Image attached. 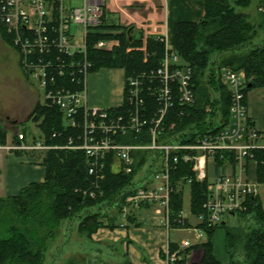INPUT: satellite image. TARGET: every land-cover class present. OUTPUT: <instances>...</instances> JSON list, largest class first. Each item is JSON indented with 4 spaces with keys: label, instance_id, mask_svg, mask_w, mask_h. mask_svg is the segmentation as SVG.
Returning <instances> with one entry per match:
<instances>
[{
    "label": "built area",
    "instance_id": "1",
    "mask_svg": "<svg viewBox=\"0 0 264 264\" xmlns=\"http://www.w3.org/2000/svg\"><path fill=\"white\" fill-rule=\"evenodd\" d=\"M104 1L78 0L77 6L73 0H0V26L10 37L21 69L42 88L43 101L39 103L57 107L63 125L77 131L64 146L46 144L41 132L37 139L30 135V141L25 133L15 132L11 134L14 144L7 148L42 153L41 158L51 149L81 150L92 178V189L84 191L90 197L96 196L109 156L114 171L130 173L135 162L133 152L154 153L153 172L127 195L122 217L142 204L150 205L156 215H161V223L167 229L190 228L183 208L173 218L176 227L171 225L169 210L170 170L180 162L190 163L193 176H181L176 185L183 190L190 187L192 180L205 182L206 197L203 211L193 215L197 220L192 228L195 241L181 239L175 252L165 253L163 264H173L183 259L181 250L206 241V232L198 224L204 222L211 227L223 223L227 215L244 213L248 200L258 195L257 184L249 178V168L251 164L256 166L254 152L264 148L263 136L247 114L244 71L222 66L219 73L229 95V123L214 134L199 135L194 143L162 139L164 121L173 102L190 106L195 98L189 65L161 36L165 46L160 63L124 78L123 102L115 106L120 108L118 112L110 111L115 107L90 106L86 95L87 76L92 68L88 39L95 33L120 32L102 27L109 25ZM118 43L114 38H97L90 46L96 51H111ZM149 96L155 105L152 110L148 108ZM144 133L146 137L140 143L118 139ZM190 255L191 250L186 253L188 258Z\"/></svg>",
    "mask_w": 264,
    "mask_h": 264
},
{
    "label": "trees",
    "instance_id": "2",
    "mask_svg": "<svg viewBox=\"0 0 264 264\" xmlns=\"http://www.w3.org/2000/svg\"><path fill=\"white\" fill-rule=\"evenodd\" d=\"M250 1L203 0L204 14L199 21H178L174 24L171 42L173 49L191 69L195 101L190 106H182L177 100L173 102L164 121L162 139L194 143L199 135L214 134L229 123V95L220 81L219 73L222 66L244 71L247 79L245 96L252 88L264 87V42L254 43L257 34L255 25L247 14L236 10L249 6ZM102 27L120 32L90 35L87 53L92 62L91 72L100 67H120L124 68L126 77L160 63L164 43L159 37H143L142 32L134 28L127 33L130 26L114 23ZM0 31L11 45L9 35L1 26ZM137 31L139 35L133 37ZM97 38H114L119 43L111 51H96L90 43ZM147 103L150 110L155 108L152 97H147ZM119 110V107L110 109L111 112ZM30 116L37 123L46 144L64 146L69 137H75L77 131L63 125L61 113L55 106L36 102ZM7 132L0 122V144L5 143ZM53 133L55 136H52ZM141 136L127 135L118 139L140 143L146 134ZM132 155L135 162L130 173L114 171L109 156L104 178L98 190H95L96 196L90 197L84 193L92 189V178L87 171L84 153L67 148L46 151L41 158L43 181L31 182L15 195L0 197V264H45L49 244L61 231L68 234L60 243L64 245L71 242L72 233L70 237L69 233L73 228L78 237L88 241L100 227L113 229L122 225L125 198L142 185L145 177L154 169V153L137 150ZM254 157L256 180L262 184L264 148L256 150ZM183 175L193 176L190 163L180 162L170 170L172 191L169 210L173 227L177 226L173 218L183 204L182 189L176 185ZM189 189V210L192 215H197L203 211L206 183L192 180ZM247 206L239 216L251 215L256 224L253 227H225V222L211 227L204 222L198 224L206 232L207 238L205 242L187 249L188 252L198 246L203 249L200 261L188 264H235L232 260L223 263L213 253L211 236L218 226L225 227V246L231 256L238 254L247 264H264V209L258 196L250 198ZM125 219L134 221L131 215H126ZM135 224L139 225L137 222ZM60 245L55 246L57 251ZM168 246L171 252L177 248L172 242ZM80 254L84 255L82 259L69 257L64 264H109L96 254ZM119 264L133 263L125 260ZM174 264H184V260Z\"/></svg>",
    "mask_w": 264,
    "mask_h": 264
},
{
    "label": "crops",
    "instance_id": "3",
    "mask_svg": "<svg viewBox=\"0 0 264 264\" xmlns=\"http://www.w3.org/2000/svg\"><path fill=\"white\" fill-rule=\"evenodd\" d=\"M106 17H112L119 26H133L142 32L143 37H164L171 42L173 27L178 21L197 22L204 14L203 0H105ZM108 21V20H107ZM109 22V21H108ZM110 24V22H109ZM125 70L120 67H100L87 76V103L97 107H115L123 102ZM247 114L252 125L261 132L264 143V87L250 89L245 96ZM5 160L4 180L1 183L3 196L17 194L31 182L44 179V166L41 160L29 163L25 157L3 156ZM25 158V159H24ZM4 165L0 162V177ZM251 168L256 166L250 165ZM256 177V174H255ZM252 180V179H251ZM252 182L257 185V180ZM258 198L260 199L259 192ZM261 201V199H260ZM262 204V201H261ZM263 207V205H262ZM264 209V208H263ZM155 220L151 225L144 223L133 226L123 224L113 229L100 227L88 241L72 233L69 248L79 253L96 254L109 264H119L125 260L133 264H163L169 243L176 246L181 239L171 238L170 228L160 222L159 215H150ZM194 218V217H193ZM196 224V219L194 218Z\"/></svg>",
    "mask_w": 264,
    "mask_h": 264
},
{
    "label": "rangeland",
    "instance_id": "4",
    "mask_svg": "<svg viewBox=\"0 0 264 264\" xmlns=\"http://www.w3.org/2000/svg\"><path fill=\"white\" fill-rule=\"evenodd\" d=\"M73 4H79L78 0H73ZM237 11L245 13L248 15L249 20L255 25L257 34L254 38V43H262L264 42V0H251L249 6L247 7H238ZM107 20L112 23L114 19L112 17H107ZM135 30V29H134ZM11 42V40H10ZM164 43V42H163ZM165 46V45H164ZM171 46L172 42H171ZM135 47V46H133ZM142 45V49H143ZM13 45L7 42L5 36H2L0 31V122L3 124L4 128L8 131L6 135L5 143L2 144L4 146H0V162L4 165V170L2 169V177H0V197L3 196V190L1 183L4 180V171H5V160L3 156H16V157H25L26 160H30L29 163L36 162L37 159L41 158V154L37 152H21L18 154L15 150H11L7 148L9 145L14 144L11 142V134L15 132H23L25 136L30 141V135H34L37 139V136L40 135V129L38 128L37 123H35L30 116V112L32 110L33 105L36 102L43 101V90L38 85V83L31 78L28 74H26L18 64V57L16 51L14 50ZM132 49V48H131ZM139 49V47H137ZM175 51V50H174ZM177 53V52H175ZM24 158V159H25ZM250 177L252 180L256 181L254 168H251ZM257 190L259 192L260 199L262 201V205L264 208V183L257 185ZM183 204L182 208L184 213L187 214V223L189 224V229H170V237L171 238H184L188 239L191 242L195 241V233L193 231V226L195 224V220L192 214H189V203H190V189L189 186H186L183 190ZM156 215L154 213L153 206H146L142 204L137 209H132L127 213V215H131L134 221L126 220L125 217H122L123 221L127 224H131L133 226H137L135 223L137 222L139 225L144 223H148L151 225L155 222L152 218H149L150 215ZM161 216V215H160ZM197 221V220H196ZM161 222V218H160ZM223 222H225V227H238V226H255V222L251 215L239 216V213L236 215H227L224 217ZM76 225V224H75ZM75 227V226H74ZM225 227L218 226L212 236H211V244L213 248V253L217 259H219L223 263H227L230 260L234 261L235 264H247L242 257L233 255L229 253L225 246ZM63 230V229H62ZM67 232V231H66ZM66 232H60L56 238L50 242L49 248L47 250V259L45 264H64V261L69 257L75 259H82L84 255L76 252L77 250L73 248H69L70 243H74L73 240L69 244L60 245L62 241L65 240ZM74 232V228L69 233ZM63 234V235H62ZM59 244V250L57 251L55 246ZM177 249L174 250V252ZM56 251V253H55ZM183 253L184 264L199 262L203 249L201 247H196L191 249V255L188 258L186 253L188 252L186 249L181 250ZM179 252V253H180ZM181 253V254H182ZM53 257V260H52ZM51 259V260H50ZM50 261L52 263H50ZM177 262V261H176ZM175 263V262H174ZM173 263V264H174Z\"/></svg>",
    "mask_w": 264,
    "mask_h": 264
},
{
    "label": "water",
    "instance_id": "5",
    "mask_svg": "<svg viewBox=\"0 0 264 264\" xmlns=\"http://www.w3.org/2000/svg\"><path fill=\"white\" fill-rule=\"evenodd\" d=\"M132 28H133V27L130 26V27L127 29V33H129L130 30H131ZM138 35H139V31H137V32L133 35V37H137Z\"/></svg>",
    "mask_w": 264,
    "mask_h": 264
},
{
    "label": "bare ground",
    "instance_id": "6",
    "mask_svg": "<svg viewBox=\"0 0 264 264\" xmlns=\"http://www.w3.org/2000/svg\"><path fill=\"white\" fill-rule=\"evenodd\" d=\"M42 89V88H41ZM44 95V94H43ZM8 133V132H7ZM190 188V187H189Z\"/></svg>",
    "mask_w": 264,
    "mask_h": 264
}]
</instances>
